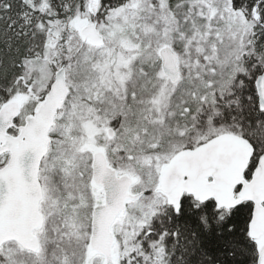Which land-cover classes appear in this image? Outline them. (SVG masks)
Listing matches in <instances>:
<instances>
[{"label":"snow or ice","instance_id":"6c2138e0","mask_svg":"<svg viewBox=\"0 0 264 264\" xmlns=\"http://www.w3.org/2000/svg\"><path fill=\"white\" fill-rule=\"evenodd\" d=\"M0 264H264V0H0Z\"/></svg>","mask_w":264,"mask_h":264}]
</instances>
